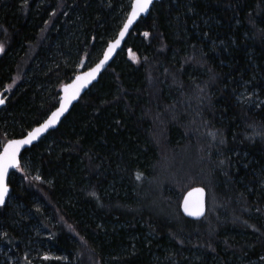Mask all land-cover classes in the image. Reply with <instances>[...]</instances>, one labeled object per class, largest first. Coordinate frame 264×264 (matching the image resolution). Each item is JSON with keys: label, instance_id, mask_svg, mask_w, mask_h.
I'll return each mask as SVG.
<instances>
[{"label": "trees", "instance_id": "obj_1", "mask_svg": "<svg viewBox=\"0 0 264 264\" xmlns=\"http://www.w3.org/2000/svg\"><path fill=\"white\" fill-rule=\"evenodd\" d=\"M131 3L0 0V147L47 118ZM8 186L0 264H264V0L154 4ZM195 186L214 196L200 221L180 212Z\"/></svg>", "mask_w": 264, "mask_h": 264}, {"label": "snow or ice", "instance_id": "obj_2", "mask_svg": "<svg viewBox=\"0 0 264 264\" xmlns=\"http://www.w3.org/2000/svg\"><path fill=\"white\" fill-rule=\"evenodd\" d=\"M153 3V0H134L132 4L131 12L128 16L127 22L123 25L122 30L119 33V38L116 39L114 44L109 45L108 52L105 53V59L101 60L95 68H92L89 72L78 75L72 85L65 86V97L60 102V107L51 113L49 118L39 127L35 128L33 131L29 132L27 136L21 139H12L8 140L3 147V151L0 152V204L4 203V198L8 194V183H6V178H9V169L10 168H19L20 160L18 158L21 147L27 144H30L37 135L47 129L51 124H54L56 119L67 109V105L74 99L80 92V90L94 78L96 72L101 68L108 58V53H110L117 45L120 44V38H122L129 29V26L133 23L136 17L145 11L148 10L149 6ZM147 35V33H145ZM3 50V46L0 45V51ZM3 100H0V103H3ZM141 174H137V179L140 178ZM196 192H203V189H196ZM95 195V193H93ZM192 194L189 193V197ZM202 209V202L197 200L191 202L188 198H185L184 201V210L189 213V215H200Z\"/></svg>", "mask_w": 264, "mask_h": 264}, {"label": "water", "instance_id": "obj_3", "mask_svg": "<svg viewBox=\"0 0 264 264\" xmlns=\"http://www.w3.org/2000/svg\"><path fill=\"white\" fill-rule=\"evenodd\" d=\"M161 1H166V0H153V3L149 6L148 10L143 12V13H140L136 19L133 21V23L129 26V29L127 30V32H125L124 36L122 38H120V44L117 45L110 53H108V58L107 60L105 61V63L101 66V68L96 72L94 78H92L89 82H87L85 84V86L80 90L79 94L71 100V102L67 105V109L56 119L55 123L54 124H51L47 129L41 131L36 139H34L30 144H27V145H24L21 147V151H20V154L18 156L19 160H20V156L26 151L28 150L29 148H31L33 145L37 144L42 138H44L49 132L51 131H54L55 129L58 128V126L60 125V123L63 121V119L69 114V112L71 111V109L73 108V106H75L79 100L82 98V96L88 92L92 86H94L100 76L110 67V65L112 64V62L114 61V59L116 58L117 54L124 48V45H125V42L128 38V36L130 35V33L133 31V29L135 28V26L138 24V22L141 20V19H145L148 17L149 15V12L152 8V6L158 2H161ZM134 3V0H132V3H131V6H130V9H129V12L119 30V32L117 33L116 37L109 41L106 46L104 47L102 53H101V56L100 58L96 61L95 64H93L91 67H89L88 69H85L79 73H77L76 75L73 76V78L68 82L66 83L65 85H63L61 88H60V95H59V101H58V104L56 106V108L53 110L55 111L57 108L60 107V102L61 100L65 97L66 95V92H65V86L66 85H72L76 79V77L78 75H82L83 73H86V72H89L92 68H95L97 64L100 63L101 60H104L105 59V53L108 52V49H109V45L110 44H114L116 39L119 38V33L120 31L122 30L123 28V25L127 22V19H128V16L131 12V8H132V4ZM0 54H1V51H0ZM0 100H3L4 102L3 103H0V109L3 108L5 106V100L3 99V97L1 96L0 94ZM52 111V112H53ZM51 112V113H52ZM51 113L47 116V118L45 120H47L49 118V116L51 115ZM45 120L43 122H41L39 125L43 124L45 122ZM39 125L33 127L31 130H29L23 137L21 138H24L25 136H27V134L31 131H33L35 128L39 127ZM21 138H16V139H21ZM7 143V142H6ZM5 143V144H6ZM4 144V145H5ZM3 145V147H4ZM3 147L2 149L0 150V152L3 151ZM17 170V168H10L8 171H9V176L10 174ZM6 183H8V178H6ZM196 189H203V192H196L195 190ZM9 193H10V187L8 186V194L5 196L4 198V203L3 204H0V207L3 206L9 196ZM189 193H191L192 195L189 197ZM185 198H188L189 201H190V204L191 202H194V201H201L202 202V209H201V214L200 215H196V216H193V215H189L188 212H186L184 210V201H185ZM180 212L182 214V216L188 220H192V221H200L202 220L206 214H207V192L206 190L201 187V186H195V187H192L190 189H188L184 195L182 196L181 198V202H180Z\"/></svg>", "mask_w": 264, "mask_h": 264}, {"label": "rangeland", "instance_id": "obj_4", "mask_svg": "<svg viewBox=\"0 0 264 264\" xmlns=\"http://www.w3.org/2000/svg\"><path fill=\"white\" fill-rule=\"evenodd\" d=\"M3 50H4V48H3ZM3 50H2V53L4 52ZM2 53H1V55H2ZM133 58L134 57H132L131 60ZM12 89H13V87H12V84L11 83L8 84V85H3L0 88V93L4 96L5 99H8L9 96H10V94H11V92H12ZM4 143L5 142L3 140L0 148H2V146H3ZM207 206H208V211L207 212H208V215H209V214H211L213 212L214 207H215V204H214V196L211 195L210 193L208 194V197H207Z\"/></svg>", "mask_w": 264, "mask_h": 264}, {"label": "flooded vegetation", "instance_id": "obj_5", "mask_svg": "<svg viewBox=\"0 0 264 264\" xmlns=\"http://www.w3.org/2000/svg\"><path fill=\"white\" fill-rule=\"evenodd\" d=\"M0 94H1V93H0ZM1 96L3 97V99H5L4 96H3L2 94H1ZM5 101H7V99H5ZM3 108H4V107H3ZM1 109H2V108H1ZM1 109H0V110H1ZM24 135H25V134H24ZM21 137H22V136H21ZM18 138H19V137H18ZM13 139H14V138H13ZM9 140H11V139H9ZM7 141H8V140H7ZM7 141H6V142H7ZM6 142H5V143H6ZM5 143H4V144H5ZM4 144H3V145H4ZM2 147H3V146H2ZM0 150H1V148H0Z\"/></svg>", "mask_w": 264, "mask_h": 264}, {"label": "bare ground", "instance_id": "obj_6", "mask_svg": "<svg viewBox=\"0 0 264 264\" xmlns=\"http://www.w3.org/2000/svg\"><path fill=\"white\" fill-rule=\"evenodd\" d=\"M5 104H6V101H5ZM23 136H24V135H23ZM23 136H22V137H23ZM19 138H21V137H19ZM14 139H16V138H14ZM11 140H12V139H11ZM1 149H2V148H1ZM20 157H21V156H20ZM207 211H208V206H207ZM206 215H207V214H206Z\"/></svg>", "mask_w": 264, "mask_h": 264}]
</instances>
